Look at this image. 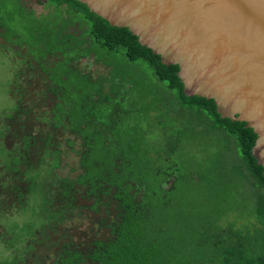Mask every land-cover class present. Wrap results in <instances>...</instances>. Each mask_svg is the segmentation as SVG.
<instances>
[{
    "label": "trees",
    "instance_id": "1",
    "mask_svg": "<svg viewBox=\"0 0 264 264\" xmlns=\"http://www.w3.org/2000/svg\"><path fill=\"white\" fill-rule=\"evenodd\" d=\"M41 3L38 14L22 0H0V50L18 58L15 109L30 94L42 97L51 132L63 129L70 145L80 138L79 175L55 187L74 209L71 192L83 186L90 208L105 214L85 250L65 240L52 264H264V168L252 154L254 130L222 117L213 99L186 95L179 66L162 63L128 28L78 0ZM2 135L0 166L19 172L25 156L6 149ZM59 154L47 149L50 160L36 165H51L42 187ZM49 205L23 234L43 236L72 218Z\"/></svg>",
    "mask_w": 264,
    "mask_h": 264
},
{
    "label": "water",
    "instance_id": "2",
    "mask_svg": "<svg viewBox=\"0 0 264 264\" xmlns=\"http://www.w3.org/2000/svg\"><path fill=\"white\" fill-rule=\"evenodd\" d=\"M78 1L178 65L186 95L213 99L222 117L246 122L264 168V0Z\"/></svg>",
    "mask_w": 264,
    "mask_h": 264
},
{
    "label": "rangeland",
    "instance_id": "3",
    "mask_svg": "<svg viewBox=\"0 0 264 264\" xmlns=\"http://www.w3.org/2000/svg\"><path fill=\"white\" fill-rule=\"evenodd\" d=\"M41 1L22 0L25 6L38 14L44 10ZM5 52L0 50V128L5 132V138L2 140L3 144L7 149L14 152L16 148L20 147L19 140L23 136H29L30 140L25 150L26 152L23 151L29 167L39 164L40 160L46 156L45 150L60 151V165L54 170L49 179L48 176L46 177L47 182L42 187H45V189L50 187L56 190V182L63 179L74 181L80 173L79 156L76 153L79 149V142L75 141L73 145H69L67 140L70 141L72 138L67 132L62 130L51 132L47 122L41 119L44 117L48 102L42 97L30 94L20 104L21 110L16 111L15 99L10 91L13 86L10 85V82L17 68L14 64H17L18 58L13 50H5ZM100 68L95 64L91 65V70L93 71H98ZM24 76H27V70ZM1 153L2 149L0 147ZM45 158L50 160L48 156ZM50 168L49 162L46 165L40 164L39 168L36 167L34 170L27 172V174L31 178L41 180L42 176L46 175ZM25 170L26 165H22L19 172H3V168L0 166V212L5 216L10 215L5 218L6 229L1 225L2 222L0 221V260L9 255L8 248L3 243L10 241L13 234L10 230L17 229L15 232L19 236L24 233L25 225L42 223L40 212L44 205L43 196L46 200L48 199L50 207L54 209L59 210L61 207H67V204L60 200L59 193L42 194L40 187L35 185L33 192L29 194L26 206H22L17 210L18 203L16 198L22 193L15 192L24 191L28 188V184L25 182L27 176L25 175ZM3 177L6 180V188L1 185ZM171 180L172 178H168V183ZM75 185L77 186L76 193H73L76 201L75 208H68L69 212L66 213L72 218L56 226L55 230H47L43 236H38L39 244L35 245L34 249H31L32 252L30 251L25 257H22V261L19 264H52L60 247L68 239H71L68 242L73 241V244L81 250H85L88 247L87 241L99 229L98 223L101 222L102 217H105V214L103 211L98 212L89 209L91 201L83 193L85 188H82L77 183ZM231 204H234V202ZM84 264L93 263L86 261Z\"/></svg>",
    "mask_w": 264,
    "mask_h": 264
},
{
    "label": "flooded vegetation",
    "instance_id": "4",
    "mask_svg": "<svg viewBox=\"0 0 264 264\" xmlns=\"http://www.w3.org/2000/svg\"><path fill=\"white\" fill-rule=\"evenodd\" d=\"M16 111H19V110H16ZM0 130L1 131H3V135H2V139L1 140H3V138H5V132H4V130L2 129V128H0ZM62 131H63V129H61ZM72 138V137H71ZM72 139H74V137L72 138ZM71 139V140H72ZM29 140H30V137L29 136H23L22 137V139H20L19 140V144H20V147H18V148H16V150L14 151V154L16 153V155H22V156H24V153H23V151H25L26 149H27V146H28V144H29ZM70 140V141H71ZM79 142L80 143V138H78L77 140H76V142ZM67 143L69 144V140H67ZM74 143H75V141H74ZM4 145V144H3ZM70 145V144H69ZM21 146H23V147H21ZM7 149V148H6ZM9 150V149H8ZM12 151V150H11ZM13 152V151H12ZM26 152V151H25ZM45 152H46V150H45ZM26 159V158H25ZM43 159V158H42ZM23 163H22V165H26V170L28 169V172L31 170L30 168H28V164H27V161H25V160H23L22 161ZM40 163V162H39ZM21 165V166H22ZM39 165V164H38ZM59 165H60V161H59ZM37 167V166H36ZM59 167V166H58ZM57 167V168H58ZM56 169V168H55ZM54 169V170H55ZM25 170V171H26ZM8 172V171H7ZM12 172H17V171H12ZM44 179V177L42 176V178H41V180H43ZM26 181V183L28 184V188H27V190H24V191H16L15 193H22V194H19V197L18 198H16L17 199V205H18V207H16V209L17 210H19L22 206H26V204H27V200H28V197H29V194L30 193H32L33 192V187H35V185H38L39 187H40V191H41V193H59V195H60V200H63V202H65L66 204L69 202V201H71V198H70V196L68 197L65 193V191H64V189H56V190H52V191H50V192H48V191H46V192H44V191H42V189H41V180H39V179H33V178H31V177H29L28 175L26 176V179H25ZM3 183H1V185H3L4 187L3 188H5V186H6V180L4 179V177H3ZM67 181V179H63V180H61V181H58L57 183H62L63 185H65L66 182ZM68 184V183H67ZM83 187V186H82ZM2 188V189H3ZM4 190V189H3ZM86 190V189H85ZM84 190V192L83 193H85V196L86 197H88L87 196V192ZM24 193V194H23ZM68 193H69V191H68ZM72 193V197H73V193H76V192H71ZM110 194H109V196H108V198H107V200H111L110 199V196H111V193L112 192H109ZM25 198V199H24ZM73 199H74V197H73ZM90 201H91V199L90 198H88ZM43 200L45 201L46 200V198H44L43 197ZM106 201V200H105ZM76 202V201H75ZM92 205V202L90 203V205H89V207ZM50 206V205H49ZM88 207V206H87ZM67 208V207H66ZM68 209V208H67ZM89 209H91V208H89ZM59 210H63V211H65V207H61V209H59ZM58 210V211H59ZM69 211H66V213H68ZM42 210H41V212H40V214L42 215ZM64 213V212H63ZM8 216H10V215H8ZM8 216H5L4 214H2V212H0V221L2 222L1 223V225H3L4 226V228L6 229L7 227H6V225L4 224V222H5V218L6 217H8ZM3 217H4V219H3ZM41 224V223H40ZM40 230L41 229H37V231H36V233H39L40 232ZM13 234H12V236H11V239H10V241H7L6 243H3V244H5L6 245V247L8 248V252H9V255H8V257L10 258H13V259H16V260H18V264H19V262L20 261H22L21 260V258L22 257H25V255L27 254V253H30V251H31V249H34V246L35 245H37V244H39L38 243V235L35 233V235H33V234H27L26 232H25V234H22V235H16V232H15V230H10ZM33 236V237H32ZM35 236V237H34ZM32 252V251H31Z\"/></svg>",
    "mask_w": 264,
    "mask_h": 264
}]
</instances>
